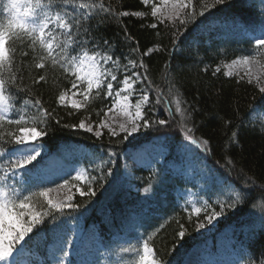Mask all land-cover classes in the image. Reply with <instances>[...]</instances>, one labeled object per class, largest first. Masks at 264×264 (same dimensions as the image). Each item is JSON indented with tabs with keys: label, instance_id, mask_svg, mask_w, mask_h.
I'll return each instance as SVG.
<instances>
[{
	"label": "trees",
	"instance_id": "16d2710c",
	"mask_svg": "<svg viewBox=\"0 0 264 264\" xmlns=\"http://www.w3.org/2000/svg\"><path fill=\"white\" fill-rule=\"evenodd\" d=\"M28 2L29 0H21L22 9ZM204 2L210 4L212 0H199V3L197 0H192V8L198 13L200 5ZM95 3L97 5L104 3L105 7L111 5L112 11L110 16L103 12L100 13V18H103L105 22L98 28L96 25L99 23V18L93 17L88 22V26L92 28V35L102 36L111 41L118 54L127 57L130 47H138L141 52L146 51L148 47L166 49L152 55L150 61L147 58L144 60L149 67L148 76L153 88H158L164 93L166 102L170 103L174 115L171 118L168 116L165 104L155 105L149 113L150 118L152 120L171 119V124L162 127L159 133L142 131L135 134V138L130 137L129 141L123 143H121L123 134L112 137L108 131H104L103 135L98 138L93 133L82 129L65 128L64 124H78L80 119L99 124L110 106V99L103 93L97 96L95 92L83 109H73L60 102L57 99L59 94L61 92L67 94L72 89L71 81L75 78L71 74V69L65 71L59 63L53 65L50 59L46 62L45 69H36L35 62L46 53H41L39 47L33 50L30 38L24 36L22 32L19 33L22 39L12 36L6 40L10 55L13 51L15 52L12 61L16 66L14 71L18 77L17 83L21 87L32 89L33 97L41 99L44 106L50 110L55 109L54 115L61 120L60 124H55L53 121V127L49 129L48 135L42 138L46 152L44 155H57L62 148L71 145L82 146L94 155L99 154L105 158L109 150L119 153L116 158L117 163L111 166L113 174L106 180L98 181L93 185L96 196L81 197L74 189L73 202L80 204L81 207L76 211H66L70 212V215L61 216V219L67 223H77L82 220L86 228L89 226L95 228L97 238L106 244L115 234L129 231L134 225L133 219L139 216L140 208L137 206L136 196L124 184L123 156L128 151L143 147L160 137L181 142L183 132L178 122L184 121L180 113L175 111L177 100L182 102V109L191 112V118L184 122L185 126L192 128L196 137L210 140L213 154L207 155V160L222 177L235 185L242 182L241 176L252 177L257 184L264 183V131L249 123V115L253 109L264 106V96L260 94L257 83L253 81L248 83L247 77L243 80L240 79L241 76L228 77L223 69V65L234 58L244 54H255L256 46L244 34L239 33L241 30L233 26V18H236V23L242 22L248 28L249 33L256 32L260 25L259 9L261 7L258 3L250 0L252 6L243 7L240 0H233L231 7L219 6L220 10L209 9L204 17H197L195 24L189 25L188 38L176 49L172 47V35L178 25V20L174 21L168 17H152V6L143 4V0H95ZM185 11H191V9H185ZM123 12H128L129 15H121ZM137 12L142 15H135ZM152 23H157V29L151 27ZM16 31L19 32V30ZM183 31L184 29H181V32ZM169 52L172 53L171 56ZM59 54V49L53 51L54 56ZM135 58L141 59L139 55ZM122 63H126V60ZM167 64L171 67L166 68ZM206 65L207 72L204 71ZM261 65H264V59H261ZM217 67L221 71L213 75ZM140 71L143 70L140 69ZM39 74L45 75L47 79L43 87L33 83L34 79H38ZM5 78L7 79V73H5ZM144 86L139 85V87ZM15 93L16 89H11V94ZM155 99V92H152L150 100L153 104H155ZM193 109L195 111H192ZM229 121L231 123H228ZM5 129L18 132L14 125L11 127L5 125ZM232 131L239 132L238 138L234 141H230ZM225 147L228 149L227 154L224 152ZM226 159L233 160L234 168L231 175L226 168L221 167ZM216 161L220 163L217 164ZM82 162L87 163V160ZM41 165L38 164L23 179L30 180ZM84 165L87 166V164ZM99 174L91 172V175L99 176ZM17 179L20 183L22 182L20 177ZM71 181L78 183L69 179V182ZM81 184L86 190V182ZM252 196H256L255 191H252ZM38 199L43 202V197ZM249 206V203H245L238 209L225 210L224 215L219 218L216 232L210 236L212 244L210 248L206 246L207 240L201 237V229H196L198 217L192 216L189 220V214L184 210H177L171 216L158 219L150 226H145L147 230L144 231V240L152 235L149 246L154 249L156 259H162L167 264H182L187 254L197 246L205 245L207 248L204 249L209 248L211 254L220 253L219 248L225 246L218 247L215 243L221 237L230 236L224 232L229 229L233 231L234 244L231 246L233 249L227 248L225 251L236 253L237 256L232 260V264L239 259L242 247L245 251L250 249L254 256H246L239 261V264H247L248 259H253L254 264H258L260 251L264 248V231L258 229L251 232L242 231L240 227L242 224H250L253 219L247 215ZM36 207L39 210V204ZM216 210L219 211L218 207ZM204 215L200 214V218ZM161 224L164 227L161 228ZM181 224L187 230L182 239L176 235ZM52 225L53 221L45 218V222L38 226L39 231L34 230V233L30 234L33 238L25 244L20 256L18 255L20 263L24 258L29 257L33 258L35 263L42 262L41 264L48 260L45 247L53 241ZM157 229L159 231H156ZM221 233L223 234L219 236ZM253 235L255 239H252ZM77 250L78 248H75L72 252V261L77 260Z\"/></svg>",
	"mask_w": 264,
	"mask_h": 264
},
{
	"label": "snow or ice",
	"instance_id": "6c2138e0",
	"mask_svg": "<svg viewBox=\"0 0 264 264\" xmlns=\"http://www.w3.org/2000/svg\"><path fill=\"white\" fill-rule=\"evenodd\" d=\"M162 2L165 5L172 4L174 11L168 18L174 21L178 20V25L172 35V47L176 49L188 38L189 25H194L197 17H204L211 8L220 10L219 6L231 7L233 0H212L210 4L204 2L200 5L198 13L192 8V0H162ZM240 3L243 7L252 6L250 0H240ZM259 3L264 6V0H259ZM143 4L148 5L149 0H143ZM6 9L8 12L7 23L6 25L0 24V264H20L17 259L18 255L23 252L25 244L33 238L30 234H33L34 230L39 231L38 226L45 222V218H50L53 221L52 231L56 242L50 259L43 264H72V261L68 259V245L71 244V241L60 235L65 223L61 216H69L70 212H66V209L76 211L81 205L73 202L74 194L67 195L62 200L54 199L49 194L57 189L75 188L76 193H79L81 197L96 196L93 185L98 181L106 180L113 174L111 166L117 163L116 158L119 153L109 150L106 158L96 154L93 159H99L101 161L99 164L90 170L88 168L74 169L76 175L72 179L78 183L70 185L69 180L64 179L63 184H56V189L39 185L37 186L39 191H33L31 187H18L20 180L17 177L23 179L39 164V158L42 157L45 147L42 138L48 135L49 129L53 127L52 122L60 124L61 120L54 115L55 109L50 110L44 106L41 99L33 97L32 89L21 87L17 83L18 77L14 71L16 66L12 61L15 52L13 51L10 55L9 48L6 47V40L12 36L22 39L19 35L22 32L24 36L30 38L33 50L39 47L41 53H46L35 62L36 69H45V64L49 59L53 65L59 63L65 71L73 69L72 75L75 79L71 81V88L77 91L83 90L81 94L84 95L85 104H87L88 94L92 93L94 86L97 96L103 93L104 96L111 98V105L104 115L107 116L108 112L120 109L126 119L119 123L118 129L103 119L95 128L86 119H80L78 124H64L63 127L82 129L85 132L94 133L98 138L103 135L101 130L107 128L112 137L123 134L121 143L129 141L130 137L135 138L134 134L142 131L159 133L162 127H167L172 122L171 119L165 118L152 120L149 116L155 105L159 104H165L170 118L174 114L171 111L170 103L166 102L164 93L158 88H153L152 81L148 76L149 67L144 60L147 58L150 61L152 55L166 49L148 47L146 51L141 52L138 47H130L127 57L118 54L111 41L102 36L94 37L92 28L88 26V22L93 17L99 18L97 28L105 22L103 18H100L101 12L111 15V5L108 7H105L104 3L97 5L95 0H34V2L29 0L23 9L21 0H7ZM185 9H191V11H185ZM158 11L157 6L153 4L151 16L157 17ZM259 14L260 32L259 35L253 37L256 46L255 54L243 55L240 59H233L230 64H226L225 67L230 69L225 72L226 76H233L234 72L231 69L235 67H247L250 63L261 65V59H264V7L259 9ZM121 15L127 16L129 13L123 12ZM135 15L140 16L142 13L137 12ZM233 26L245 33L248 32V28L242 22L236 23V18H233ZM151 27L157 29L158 25L152 23ZM181 29L184 31L181 32ZM89 48L91 54H89ZM54 49H59L58 56L53 55ZM24 55H28V53H24ZM137 55L141 57L140 60L135 58ZM171 55L172 53L169 52V56ZM124 60L126 63H122ZM261 66L264 67V65ZM165 67L170 68L171 65L167 64ZM121 68L124 72L122 79L118 78ZM140 69L143 71L141 72ZM207 70L206 65L204 71L207 72ZM220 71L221 69L217 67L213 75ZM5 73H7V79ZM235 75L239 76V72H236ZM245 75L248 76V83H252L253 76L249 72H246ZM240 79L243 80L244 77L241 76ZM255 79L260 94L264 96V85H260L259 77H255ZM33 83L43 87L47 83L46 76L39 74L38 79H34ZM114 83L117 85L116 88H114ZM138 85L145 86L138 87ZM13 88L16 89L15 94H11ZM135 92L139 94L136 96L135 103L132 104L130 98ZM152 92H155L156 95L155 104L150 100ZM57 99L64 102L65 93L61 92ZM181 103L180 100L176 101L175 111L180 113L182 120L186 122L191 118V112L182 109ZM71 107L80 109L84 107V104L73 100ZM184 122H178L180 130L183 132L182 147L187 149L188 145H194L206 156L212 155L210 140L196 137L193 129L186 127ZM5 125L16 126L18 132L6 130ZM238 135V131H232L230 141L236 140ZM184 141H187V144H184ZM227 151L228 149L225 147V154ZM161 155L163 154L161 153ZM216 163L220 162L216 161ZM134 164V160L133 165L125 163L124 167L129 174H131ZM158 164L159 160L156 159L150 160L146 164L151 174L147 186L142 189L144 199L152 198L169 177V170L157 167ZM221 167L226 168L231 175L234 168L233 160L226 159L225 164ZM91 172L100 174L99 176L91 175ZM199 178L204 180L206 188L216 195L217 199L215 207L210 200L204 201L203 209L206 214L203 218H200L202 208L192 207L189 220L193 214L198 217L197 230L212 225L214 221L224 215L226 209L235 210L245 203H249L247 215L253 218V222L240 225L241 229L249 232L253 229L264 231V183L257 184L252 177L241 176L242 182L235 185L230 181H222L211 169L202 171ZM82 181L86 182V190L85 186L79 183ZM52 183L55 182L52 181ZM252 191L256 192L255 197L252 196ZM225 195L227 199H220ZM39 197H43V202L39 201ZM37 204H39V210H37ZM216 207L219 208V211L216 210ZM209 208L212 210L208 211ZM160 227L162 228L164 225L161 224ZM186 231L184 225L181 224L176 233L177 237L184 238ZM252 239H255V235ZM151 240L152 235H149L148 239L143 241L142 249L120 246L119 253H135L138 259L134 264H167L166 261L155 258L156 253L149 246ZM246 256H254V254L250 249L245 251L242 247L240 257L234 264H239V261ZM82 264H86V262H82ZM247 264H254V260L248 259ZM258 264H264V248L260 251Z\"/></svg>",
	"mask_w": 264,
	"mask_h": 264
},
{
	"label": "rangeland",
	"instance_id": "374dc122",
	"mask_svg": "<svg viewBox=\"0 0 264 264\" xmlns=\"http://www.w3.org/2000/svg\"><path fill=\"white\" fill-rule=\"evenodd\" d=\"M257 2L259 3V0H257ZM6 4L7 0H0V24L5 25L8 19ZM149 4L151 6L153 4L157 6L159 9L157 17L159 18H167L174 11L171 3L165 5L162 0H149ZM253 37L255 36H251L253 43L255 44ZM88 50L89 54H91L90 48ZM80 54L82 55V52H80ZM241 57L242 56L234 59H240ZM231 61L223 65L225 72L230 70L226 68L225 65L230 64ZM231 70L234 72L233 76H237L235 73L239 72V76L247 78L248 76L245 75V73L249 72L253 76V82L257 83L255 77H259L260 85H264V67L261 65L250 63L247 67H235ZM73 71L74 70L71 69V74ZM82 74L83 73L81 72V75ZM123 74V68H121L118 73V78L122 79ZM84 86L86 87V83ZM116 87L117 85L114 83V88ZM82 91V89L80 91L71 89L70 92L65 94V101L63 103L71 106L72 101L75 100L77 103L84 104L85 106L84 95L81 94ZM95 92L96 88L94 86L92 93L88 94L89 98ZM138 94V92L133 93L130 98V102L132 104L135 103V99ZM109 99L111 105V98ZM83 108L84 107H81L80 109ZM125 119L126 117L121 114L120 109H115L113 112H108L107 116H105L103 120H106L114 128L118 129L119 123L123 122ZM86 121L89 122L88 120ZM249 123L264 131V106L255 108V111L251 112L249 115ZM92 124L94 128L98 125L94 123ZM101 131H108V129L104 128ZM184 144H187V141H184ZM45 153L44 149L42 155ZM161 153L163 155H161ZM93 157L94 153L82 146L71 145L69 147H64L57 157L48 155L44 157L46 159V165L42 166V169L35 173L34 179L28 182L27 185L28 187H31L32 190H40L39 187H37L39 185L56 189V184H63L64 179L68 177L73 178L76 175L74 169L86 168L88 166L90 170L94 164L99 163L98 160L93 159ZM41 159L42 158H40V160ZM85 159L87 160V163L82 162ZM153 159L159 160L157 167L161 169L167 168L169 170V177L165 184L156 191V194L152 198L144 199L142 189L147 186V181L151 174L150 169L146 167V164L148 161ZM133 160L135 161V164L131 168V174H129L124 167V184L128 187L130 192L136 196V200L138 202L137 206L140 208L138 212L139 216L133 219L134 225H132L126 235L115 239L114 244L110 247L109 253L105 254L101 249L97 251L98 247L96 243L93 244V240L90 238L91 233L87 230V234H84L79 223H76L75 227L71 226L72 223H68V225L64 226L63 231L60 233L62 237L71 241V244L68 245L69 247L74 245L82 248V245L89 244V247L84 252L86 257L83 262H86V264H88V261L89 263H93L96 260L98 264H134V262L138 259L135 253H119V247L132 246L142 249L143 242L141 236H143L144 230H147L145 226H150L151 223L156 222L158 219L171 216L177 210H184L187 214H189L192 211L193 206L201 207L202 211L200 214H206L203 209L205 200H210L213 207H215L217 197L206 188L204 180L199 178V174L202 171L211 169L213 173L222 181H229L217 172V170L207 160V156L198 150L196 146L188 145V148L185 149L182 147L181 142H175L166 137L156 138L148 145H145L135 151L131 150L123 156L124 165L125 163L133 165ZM84 164H87V166ZM52 181L55 183H52ZM69 183L70 185L73 184L72 181ZM81 183H84V181ZM74 189L75 188L57 189L49 195L54 199L62 200L65 199L67 195L75 194ZM220 199H227V196H221ZM211 210V208L208 209V211ZM192 216L196 215L193 214ZM219 218L214 221L212 225H208L205 229L200 230L201 237L202 239L207 240L208 247L212 245L210 236L216 232ZM252 222L253 219L250 224H252ZM224 232L230 234V236L227 238L221 237L215 243L218 247L223 245L225 246L224 248L219 249L221 250L220 253L211 254L204 250V248H195L189 255H187L183 264H231L232 260L236 258V254H231L225 250L233 246L234 235H232L233 231L229 229ZM54 244L50 247L51 253ZM57 255L59 254L57 253Z\"/></svg>",
	"mask_w": 264,
	"mask_h": 264
}]
</instances>
